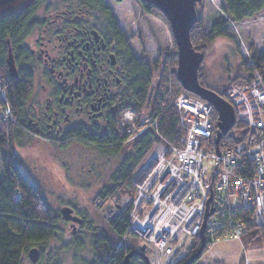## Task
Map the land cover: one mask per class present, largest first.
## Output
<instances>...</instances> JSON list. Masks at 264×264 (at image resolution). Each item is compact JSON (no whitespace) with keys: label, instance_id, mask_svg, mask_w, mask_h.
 I'll return each mask as SVG.
<instances>
[{"label":"built area","instance_id":"obj_1","mask_svg":"<svg viewBox=\"0 0 264 264\" xmlns=\"http://www.w3.org/2000/svg\"><path fill=\"white\" fill-rule=\"evenodd\" d=\"M225 98L244 125L243 133H233L239 142L227 146L220 141L217 154L212 107L195 96L179 94L173 104L184 131L180 148L154 144L133 171L132 196L109 211L113 219L131 207L129 228L119 245L134 238L131 246L147 264L182 263L206 213L208 247L225 239L241 240L246 223L264 235V85L259 74L254 70L248 82L231 84ZM14 122L8 105L0 104V123ZM119 125L133 138L155 128L156 120L147 115L136 121L130 110H124Z\"/></svg>","mask_w":264,"mask_h":264},{"label":"trees","instance_id":"obj_2","mask_svg":"<svg viewBox=\"0 0 264 264\" xmlns=\"http://www.w3.org/2000/svg\"><path fill=\"white\" fill-rule=\"evenodd\" d=\"M38 1L17 15L0 19V104L8 105L15 118L14 124H0V264H21L23 256L27 257V252L33 248H36L40 255L43 246L54 237L56 223L61 217L49 209L42 192L22 170L20 162L13 152L14 142L21 133L19 122L30 95L31 85V73L22 65L20 45L23 38L29 33L30 16ZM80 1L94 6L97 12L109 16L112 14L102 0ZM136 1L144 14L157 17L169 27L168 22L158 9L141 0ZM263 9L264 0H220L219 12L222 17L206 28L201 18V12L197 10L196 22L190 30L192 48L204 55V52L217 38L233 39L234 30L227 24V19L232 21L236 27L244 20L262 14ZM113 22H115L114 19ZM127 42L129 44V38ZM173 45L175 47L174 43ZM8 49L11 50L14 59L17 74L15 79L10 77L7 68ZM250 50L252 52V49ZM129 57V92L127 104L122 108L120 114L124 110H130L136 121H141L147 115H151L156 120V127L129 140L128 136L121 131L119 125L121 115L119 114L112 126L109 139L105 142L111 147L107 148L104 153L113 155L121 152L127 153L110 180L111 186L105 187L99 194L100 200L118 199L120 195L118 192L123 188L131 192L130 182L133 171L151 147L156 143H163L179 149L180 139L184 134L178 122V114L173 100L179 94L187 92L181 88L176 79L175 55L169 62L167 61L170 67L167 66V62H164L154 85L155 73L159 72L158 63L152 65L145 63L134 57L132 52L129 53ZM249 61L239 64L241 70L247 72V77L238 76L229 81L230 85L248 82L250 73L254 70L259 74L264 85V51L252 52ZM201 66L198 70L199 84L214 91L203 83L200 76ZM226 89L222 88L214 92L228 102L225 98ZM216 117V113L212 110L214 123ZM243 132L244 125L237 121L235 115L234 126L228 136L221 140V143L233 146L240 140V137L233 136V133L241 134ZM102 152L100 151V153ZM130 208V206L125 207L118 216L108 221V236H95L91 240L93 258L88 264H123L125 256L133 251L131 247L117 244L129 228ZM257 237L264 243L262 231L252 227L250 223H246V233L242 236V243L250 244ZM198 246L199 239L195 237L191 242L187 258L183 262L196 252ZM207 248L205 246L203 253ZM195 262L192 264H196ZM127 264H145V262L142 258L133 256L130 257Z\"/></svg>","mask_w":264,"mask_h":264},{"label":"rangeland","instance_id":"obj_3","mask_svg":"<svg viewBox=\"0 0 264 264\" xmlns=\"http://www.w3.org/2000/svg\"><path fill=\"white\" fill-rule=\"evenodd\" d=\"M42 1L52 5L60 3V0ZM108 4L129 38V48L134 57L150 65L158 63L159 72L155 73L153 82V85L156 84L164 62H169L174 55L176 58V46L173 45L169 27L157 17L144 14L136 0L108 1ZM219 4L220 0H203L202 9L197 7L205 28L222 17ZM230 27L234 30L233 39L217 38L204 52L200 76L203 83L214 91L228 88L229 81L238 76L247 77V72L241 70L239 64L243 61L248 63L252 52L264 51V9L262 14ZM168 62L167 66L170 67ZM13 152L22 170L40 189L54 214L60 217V210L67 206L75 208L90 220L89 225L79 227L72 233L67 222L60 217L54 237L43 246L41 264L90 263L93 258L91 240L95 236H108L109 211L113 213L123 199L132 196V190L129 192L123 188L118 192V199H99V194L108 186L118 168L120 157L102 155L100 152L99 156L97 151L77 143L63 149L41 143L26 134L18 136ZM133 239L128 241L135 245ZM126 242H122L121 246L132 248L131 243ZM132 250L136 251L134 248ZM195 263L264 264V243L258 237L246 245L241 240L225 239L208 247ZM21 264L32 263L24 255Z\"/></svg>","mask_w":264,"mask_h":264},{"label":"flooded vegetation","instance_id":"obj_4","mask_svg":"<svg viewBox=\"0 0 264 264\" xmlns=\"http://www.w3.org/2000/svg\"><path fill=\"white\" fill-rule=\"evenodd\" d=\"M102 1L112 13L108 1H117ZM29 22L20 45L22 65L31 73L20 135L63 149L77 143L99 156L120 157L121 162L126 151L104 153L111 147L105 142L112 126L127 104L130 83L128 37L113 13L97 12L80 0H60L58 5L39 0ZM70 209L71 217L81 219L67 222L72 233L90 224ZM43 258L40 253L38 264Z\"/></svg>","mask_w":264,"mask_h":264},{"label":"water","instance_id":"obj_5","mask_svg":"<svg viewBox=\"0 0 264 264\" xmlns=\"http://www.w3.org/2000/svg\"><path fill=\"white\" fill-rule=\"evenodd\" d=\"M35 0H0V19L12 15H17L26 10ZM121 2L123 0H115ZM146 4L158 9L168 22L172 39L176 46V79L181 88L202 101L207 102L216 113V132H215V150L219 153V142L228 136L235 123L234 110L232 106L205 87H202L198 81V70L202 64L204 55L196 52L192 48L190 41V30L197 19V7L202 9L203 0H141ZM7 68L11 78H16V68L11 50L8 49ZM72 210L68 207L60 210L61 218L65 222L80 223L81 219L71 217ZM209 213L203 218L202 228L198 239L199 246L196 252L182 264H192L197 261L205 248L204 222ZM137 256L147 264L145 256L139 251L129 252L123 261L127 264L130 257ZM39 252L36 248L27 252V259L32 263H37Z\"/></svg>","mask_w":264,"mask_h":264}]
</instances>
